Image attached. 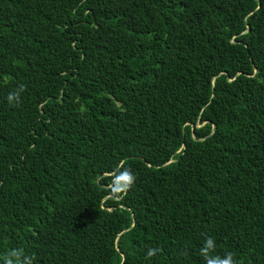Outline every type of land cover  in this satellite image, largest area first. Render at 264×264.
<instances>
[{"label":"trees","instance_id":"trees-1","mask_svg":"<svg viewBox=\"0 0 264 264\" xmlns=\"http://www.w3.org/2000/svg\"><path fill=\"white\" fill-rule=\"evenodd\" d=\"M208 237L264 264V0H0V264H206Z\"/></svg>","mask_w":264,"mask_h":264},{"label":"clouds","instance_id":"clouds-1","mask_svg":"<svg viewBox=\"0 0 264 264\" xmlns=\"http://www.w3.org/2000/svg\"><path fill=\"white\" fill-rule=\"evenodd\" d=\"M22 90L23 88H21V91ZM7 99L9 103L18 102L20 99V93L11 92ZM119 167L123 170L117 171L113 178L112 192L118 197L123 198L135 183V176L129 168L123 167V165H120ZM215 248V240L212 237H208L201 248V253L206 260V264H236L232 253H228L223 257L211 255ZM157 251L158 249L152 248L147 252V256H155ZM3 264H34V257L25 254L22 249H12L10 255L5 258Z\"/></svg>","mask_w":264,"mask_h":264}]
</instances>
